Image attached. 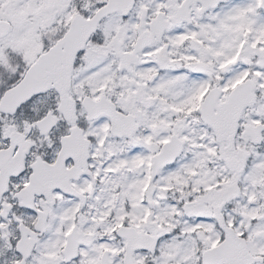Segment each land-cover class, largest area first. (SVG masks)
<instances>
[{"label":"snow or ice","instance_id":"6c2138e0","mask_svg":"<svg viewBox=\"0 0 264 264\" xmlns=\"http://www.w3.org/2000/svg\"><path fill=\"white\" fill-rule=\"evenodd\" d=\"M0 264H264V0H0Z\"/></svg>","mask_w":264,"mask_h":264}]
</instances>
